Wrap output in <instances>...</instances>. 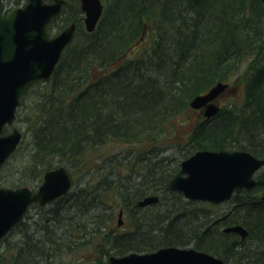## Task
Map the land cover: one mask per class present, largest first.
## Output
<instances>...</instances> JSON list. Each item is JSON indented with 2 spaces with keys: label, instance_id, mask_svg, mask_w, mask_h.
<instances>
[{
  "label": "trees",
  "instance_id": "trees-1",
  "mask_svg": "<svg viewBox=\"0 0 264 264\" xmlns=\"http://www.w3.org/2000/svg\"><path fill=\"white\" fill-rule=\"evenodd\" d=\"M101 1L102 15L88 32L80 0H65L52 24L74 23V37L51 77L27 88L34 89L33 104L23 108L30 174L42 180L64 164L79 179L46 207L33 205L36 216L27 213L2 239L0 249L6 245L8 252H0V264H62L63 254L83 248L92 253L89 264H106L110 255L169 245L193 246L225 264H264V166L214 217L169 185L180 160L199 149L264 158L261 0ZM235 80L243 83L241 101H230L212 119L189 118L192 97ZM182 118L188 128L175 143L179 155L161 153L174 145L165 135L172 137ZM151 194L158 202L139 207ZM118 208L128 218L122 231L112 223ZM235 224L247 236L224 231ZM11 232L19 238L10 243Z\"/></svg>",
  "mask_w": 264,
  "mask_h": 264
},
{
  "label": "water",
  "instance_id": "water-1",
  "mask_svg": "<svg viewBox=\"0 0 264 264\" xmlns=\"http://www.w3.org/2000/svg\"><path fill=\"white\" fill-rule=\"evenodd\" d=\"M263 3L264 10V0ZM64 0H27L23 6L4 12L0 0V168L16 149L22 132L11 125L20 104V97L31 83L50 78L62 50L70 43L75 25L72 23L54 36L48 25L57 15ZM87 31L95 29L103 12L101 0H80ZM226 82H217L206 92L195 95L189 106L203 108L205 117H212L219 109L215 100L228 88ZM264 165V158L247 150L199 149L180 161L179 169L169 180L171 188L182 192L190 200L221 203L229 200L238 188H250L255 173ZM72 179L64 166L45 171L36 191L28 186L17 188L0 186V240L23 219L30 204L45 206L65 194ZM264 200V194L262 195ZM158 195H147L138 201L139 207L156 203ZM122 210L118 213L121 223ZM241 237L247 230L241 224L224 228ZM106 264H225L224 260L194 247L162 246L151 252H129L109 256Z\"/></svg>",
  "mask_w": 264,
  "mask_h": 264
},
{
  "label": "rangeland",
  "instance_id": "rangeland-1",
  "mask_svg": "<svg viewBox=\"0 0 264 264\" xmlns=\"http://www.w3.org/2000/svg\"><path fill=\"white\" fill-rule=\"evenodd\" d=\"M2 1H3L5 8L21 6L26 3V0H2ZM81 15L83 18V13ZM66 27L67 26L63 28H58V26L56 27V25L53 23L48 28L49 34L51 36H54L59 31L63 30ZM149 36L151 37V32L147 30L145 39L142 43L143 46L147 45V42L150 40ZM33 90L34 89H31V88L27 90L26 94L23 97L24 104L19 107L18 115L16 113V119L14 120L13 124L10 126H7V129H6V133H8L11 131L12 127H16L17 129H19V131L22 132V138L16 150L7 159L5 164L0 168V186L1 187L17 188V187L25 185L33 190H36L38 188V185L41 183V180L36 178V173L30 174L29 172L30 164L28 161V157H29L28 153L31 149V143H30V137H29L30 135L27 132L26 127L24 126V123L22 122V120H24L23 108L24 107L25 109L27 107L29 108L33 104V98H32ZM242 94H243V83L240 80H235L234 82L229 84L228 88L218 97L216 102L220 107H222L226 105L227 103H229L230 101L232 102V100L241 101ZM188 111H189L188 116L192 120L199 119L200 115L203 113L200 110H194L191 108ZM181 120H183L182 121L183 123L181 125H177L174 131H172L171 133L172 137L169 134L165 135L166 136L165 140L167 141V144H174V145H167V147H165L164 151L161 153L168 154L171 157L179 155L178 144H175V143L178 141L179 133L184 132L188 128V126L186 125V119L182 118ZM109 149H110L109 151H113V152L118 151V149H113V148H109ZM59 165H64V164H59ZM72 177L74 180L76 179V181H78L79 179L78 174L76 175L72 173ZM17 178H21V182H19V185L12 187L11 185L13 184V181H15ZM169 197L170 196H168L166 199H168ZM33 205H31L32 207H30L29 210L27 211L28 215L30 216L31 215L36 216V212L38 211V208H33ZM193 205H196L198 207L202 206L204 208L206 207V210H209V213H211L210 210H212V213H211L212 215L209 214L212 217L213 214H216L217 212L223 215L227 211V208L231 205V203H221L219 205L216 204V205L211 206V205H208L207 202L195 201ZM148 206H151V205H148ZM118 209L113 216L112 223L116 229L118 228L117 229L118 231H122L123 229H125L126 227L125 225H127L128 218H127V215L123 213L121 215V223L118 224L117 223L118 211H119ZM206 210L201 209V211H206ZM18 238H19L18 233L11 232L10 235L8 236L7 241L11 243L12 241L13 242L17 241ZM103 245H101V247L104 248ZM0 252H2L1 254H6V252H8V247L6 245H3V247L0 249ZM96 255H97V252L95 253V256ZM91 257H92V253L90 252V250L83 248L82 250L63 254L61 256V261H62V264H89ZM86 261L88 262L86 263Z\"/></svg>",
  "mask_w": 264,
  "mask_h": 264
},
{
  "label": "bare ground",
  "instance_id": "bare-ground-1",
  "mask_svg": "<svg viewBox=\"0 0 264 264\" xmlns=\"http://www.w3.org/2000/svg\"><path fill=\"white\" fill-rule=\"evenodd\" d=\"M262 5H263V3H262ZM263 15H264V10H263ZM212 86H213V85H212ZM205 92H206V91H205ZM192 98H193V97H192ZM192 98H191V99H192ZM191 99H190V100H191ZM215 102H216V100H215ZM220 108H221V107L219 106L218 111L220 110ZM218 111H217V112H218ZM217 112H216V113H217ZM216 113H215V114H216ZM215 114H214L212 117H206V118H208V119H212V118L215 116ZM183 159H185V158H183ZM183 159H181V160H183ZM262 167H263V166H262ZM262 167H261V168H262ZM261 168H260V169H261ZM260 169H259V170H260ZM257 172H258V171H257ZM262 195H263V194H262ZM262 195H261V199H262Z\"/></svg>",
  "mask_w": 264,
  "mask_h": 264
},
{
  "label": "flooded vegetation",
  "instance_id": "flooded-vegetation-1",
  "mask_svg": "<svg viewBox=\"0 0 264 264\" xmlns=\"http://www.w3.org/2000/svg\"><path fill=\"white\" fill-rule=\"evenodd\" d=\"M37 206H39V205H37ZM39 207H41V206H39Z\"/></svg>",
  "mask_w": 264,
  "mask_h": 264
}]
</instances>
